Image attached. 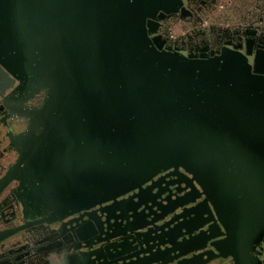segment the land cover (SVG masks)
I'll return each mask as SVG.
<instances>
[{"label": "water", "instance_id": "water-1", "mask_svg": "<svg viewBox=\"0 0 264 264\" xmlns=\"http://www.w3.org/2000/svg\"><path fill=\"white\" fill-rule=\"evenodd\" d=\"M215 1L0 0V264H264V0Z\"/></svg>", "mask_w": 264, "mask_h": 264}, {"label": "flooded vegetation", "instance_id": "flooded-vegetation-1", "mask_svg": "<svg viewBox=\"0 0 264 264\" xmlns=\"http://www.w3.org/2000/svg\"><path fill=\"white\" fill-rule=\"evenodd\" d=\"M231 2L232 0H230V4ZM230 4H226L225 0H216L210 12L203 18L202 25L206 26L216 23L217 16ZM220 5L224 6L220 8L219 12H216ZM205 20H207L208 23L205 24ZM176 25L178 27L177 34H181L183 32V24L181 22H176L173 28ZM4 72L0 64V178L5 174L10 164L17 158V151L13 147L8 146V144L3 143L5 127L1 120L3 119L6 108L4 100L10 92L16 88L18 81L14 82V78L6 76ZM18 186L19 182L17 180H11L0 189V230L14 229L23 223V206L19 202V195L17 193ZM21 235H23V230L17 232L12 237L18 238ZM5 241H7V239L0 241V243ZM2 261L3 260L0 259V263H2Z\"/></svg>", "mask_w": 264, "mask_h": 264}, {"label": "built area", "instance_id": "built-area-1", "mask_svg": "<svg viewBox=\"0 0 264 264\" xmlns=\"http://www.w3.org/2000/svg\"><path fill=\"white\" fill-rule=\"evenodd\" d=\"M225 2H226V4H230V0H225ZM223 6H224V5H220V7L217 9L216 12H219L220 8H222ZM216 12H215V13H216ZM215 13H214V15H215ZM204 23L206 24V23H208V21L205 20ZM172 33H173V34H177V33H178V27H177V25L172 29Z\"/></svg>", "mask_w": 264, "mask_h": 264}]
</instances>
